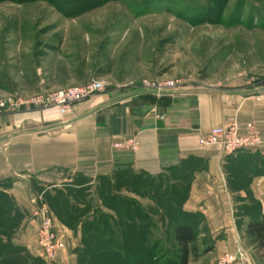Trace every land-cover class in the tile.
I'll return each mask as SVG.
<instances>
[{
  "label": "crops",
  "instance_id": "0c3cea01",
  "mask_svg": "<svg viewBox=\"0 0 264 264\" xmlns=\"http://www.w3.org/2000/svg\"><path fill=\"white\" fill-rule=\"evenodd\" d=\"M73 71L76 73L75 68ZM45 79L40 76L39 84ZM64 79L55 85L86 81L70 73ZM263 92L264 82L242 81L227 88L177 86L160 96L118 86L74 104L66 116H60L55 108L1 113L0 192L27 214L14 244L30 258L39 257L35 245L39 220L34 211L38 200L44 198L40 206L51 211L58 237L65 243L55 264H77L75 254L66 246H81V225L86 219L93 220L88 217L91 210L77 211L84 206L73 195L77 189L86 192L91 209H104L92 191L95 179L126 168L127 172L151 176L173 169L176 175L189 176L181 211L194 226L196 238L187 264H215L222 254L239 248L248 262L264 264V244L247 233L249 222L264 224ZM231 122L241 130L246 123H253L263 141L260 148L226 155L218 146L198 144L201 134ZM124 136L135 137L137 151L111 148L113 141ZM63 171L93 180L76 184L72 178L59 177L53 182L45 178ZM32 176L42 187L37 195L29 182ZM52 197L61 199L62 211L50 206Z\"/></svg>",
  "mask_w": 264,
  "mask_h": 264
},
{
  "label": "rangeland",
  "instance_id": "374dc122",
  "mask_svg": "<svg viewBox=\"0 0 264 264\" xmlns=\"http://www.w3.org/2000/svg\"><path fill=\"white\" fill-rule=\"evenodd\" d=\"M74 68L76 73H71ZM69 73L84 77L86 81L55 85L64 81ZM40 76L48 77L43 84L38 82ZM92 80L104 81L103 91L118 86L145 90L144 81L154 84L172 81L179 87L191 89L227 88L240 81L264 82V0H85L80 3L69 0L56 4L49 0H0V98L17 95L29 99ZM73 106L65 115H60L55 107L26 110L55 108L60 116H66ZM127 176V180L119 178L118 184L123 181L140 184L132 174ZM59 177L72 178L76 184H88L93 180L71 171L45 175L51 182ZM29 182L37 195L42 188L39 180L32 176ZM93 183L92 191L96 196L98 179ZM141 183L169 186L173 177L167 174L162 179H141ZM135 189L137 191V187ZM158 190L156 193L163 199L159 200L166 201L169 194L164 193L163 187ZM83 191L77 189L74 194L70 191L84 204L75 207L79 213L91 210L88 217L98 223L104 219L101 213L107 218L116 217L107 208L91 209V201ZM143 193L145 196L141 197L122 189L120 194L125 202L122 201L123 206L117 204L116 208L122 213L127 208L128 213L132 210L137 214L135 202L144 212L156 211L157 194L153 192V195L149 188ZM42 202L44 198L38 200L39 207L34 211L39 220L38 228ZM49 203L62 211L61 199L52 197ZM25 218L27 214L8 195H0V231L8 235L2 237L3 245L22 250L19 252L28 257L30 264H55L59 250L65 246L59 237L61 244L51 261L39 252L37 231L35 245L39 257L30 258L23 248L14 244ZM52 220L54 232L58 234L54 217ZM153 220L156 221V217ZM87 222L86 219L83 223L87 225ZM158 227L159 232L164 231V226ZM129 233L138 241L141 239L139 231L129 227L126 234ZM112 246L111 241L105 243L104 236L96 235L87 238L86 251L85 245L79 252L80 246L73 248L68 244L66 249L75 254L77 264H118V257L108 254ZM133 256L127 257L139 258V255ZM193 256L197 258V254Z\"/></svg>",
  "mask_w": 264,
  "mask_h": 264
},
{
  "label": "trees",
  "instance_id": "16d2710c",
  "mask_svg": "<svg viewBox=\"0 0 264 264\" xmlns=\"http://www.w3.org/2000/svg\"><path fill=\"white\" fill-rule=\"evenodd\" d=\"M9 1L24 2L30 0ZM49 1L56 4V2H68L69 0ZM84 1L85 0H77V3ZM126 170L127 168L111 177L98 178L99 183L95 186L96 197L105 208L116 214V217L107 218L106 215L101 213V217L104 218L102 223L93 220L88 221L87 225L82 223L81 226L84 231L80 241L81 246L77 251L83 250L84 245V251H86L87 238L100 235L104 236L105 243L112 242L113 246L112 249L108 251V254L116 255L118 257V264H187L189 256L192 254L196 238L194 226L191 222L187 221V218H185L181 211L182 204L187 197L189 176L181 174L176 175V172L171 169L167 171V174L173 177V183L169 186L167 184L162 186L161 183H158L156 187H154L149 184L143 185L141 179L145 181L154 180L156 178L162 179L167 174L162 173L157 176H151L144 172L132 173ZM129 174H132V177H135L140 184L136 186V181L134 183H126V181H123L124 183L118 184L119 178H125V180H127V175ZM105 180L106 184H103L102 181ZM136 187L137 191L135 189ZM161 187L164 188V193L169 194L167 200L164 202L159 200L163 199L156 193V190L159 189L158 191H160ZM145 188H149V191H151L153 195L154 193L157 194L154 201L157 207L156 211L150 210L149 213L144 212L135 202H133V205H136L135 207L138 208L137 214L132 210L128 213L127 208H125L122 213L121 209L116 208L117 204L123 206L124 203L122 201L125 202V198L120 194L122 189L132 191L135 195L144 197L145 194L143 190H145ZM167 188H169V190H167ZM1 194L4 195V193L0 192V195ZM154 217H156V221L153 220ZM105 218L108 219L110 223L108 224L111 225V229L110 226L105 223L107 221ZM68 224L71 225L72 223ZM158 225L164 226L163 232L158 231ZM129 227L132 230L139 231L141 235L139 241L130 233L126 234L127 228ZM247 233L258 243L264 244L263 223L258 221L249 222L247 225ZM2 237L7 238L8 235L0 231V264H30L27 260L28 257L22 256L19 252L22 250L19 248L9 249L5 247L1 241ZM167 254L169 257H167ZM136 255H139V258H134ZM127 256H133L134 259L131 260V258Z\"/></svg>",
  "mask_w": 264,
  "mask_h": 264
},
{
  "label": "built area",
  "instance_id": "2783aa9c",
  "mask_svg": "<svg viewBox=\"0 0 264 264\" xmlns=\"http://www.w3.org/2000/svg\"><path fill=\"white\" fill-rule=\"evenodd\" d=\"M179 86L177 82L146 83L143 88L155 95H162ZM105 88L104 81L92 80L86 84L68 87L54 93L38 94L32 98L24 99L11 95L0 98V114L13 112L20 108H46L55 107L60 115L69 113L72 105L81 102L92 95L102 92ZM264 98V92L262 94ZM162 119V116H156ZM200 146H218L226 155H232L238 151H249L259 149L263 144L257 127L253 123H246L241 130L235 122L212 127L206 133L198 137ZM113 150H124L134 153L138 150V142L133 136H124L111 143ZM40 226L37 230L36 243L41 255L47 260L55 259L60 247L58 234L53 229V217L46 206L39 210ZM215 264H252L246 260L244 252L239 248L233 253H224Z\"/></svg>",
  "mask_w": 264,
  "mask_h": 264
}]
</instances>
